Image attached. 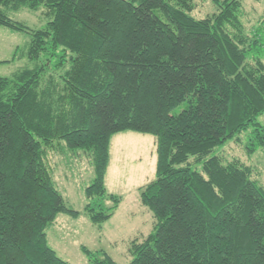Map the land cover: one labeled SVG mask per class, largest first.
I'll use <instances>...</instances> for the list:
<instances>
[{"label": "trees", "instance_id": "trees-1", "mask_svg": "<svg viewBox=\"0 0 264 264\" xmlns=\"http://www.w3.org/2000/svg\"><path fill=\"white\" fill-rule=\"evenodd\" d=\"M214 2L196 19L192 0H0V25L29 34L14 56L32 62L0 76V264H70L46 241L58 213L78 215L47 152L89 156L84 211L100 224L118 202L104 185L110 138L126 130L156 138L140 191L155 221L127 264H264V189L249 166L209 155L245 131L247 152L264 147V63L248 56L264 19L249 36L240 0ZM41 6V28L8 16ZM89 264L118 263L102 253Z\"/></svg>", "mask_w": 264, "mask_h": 264}, {"label": "rangeland", "instance_id": "rangeland-1", "mask_svg": "<svg viewBox=\"0 0 264 264\" xmlns=\"http://www.w3.org/2000/svg\"><path fill=\"white\" fill-rule=\"evenodd\" d=\"M192 3L190 15L196 19L218 10L214 0H192ZM240 3V22L244 33L250 36L251 30L264 19V0H240ZM8 16L30 29L41 28L47 21L42 6L36 10L22 7L8 12ZM28 39L27 32L0 25V76H11L17 69L32 65L26 57L19 56V51L14 56L15 49H23ZM248 56H258L264 63V43L257 50H251ZM45 59V55L39 58L40 62ZM181 108L178 106L175 111ZM257 121L264 125V113L257 117ZM249 142L248 131H245L214 148L209 155H217L224 162L237 160L249 166L251 178L264 189V147L249 153L246 150ZM47 155L56 188L66 204L78 211L77 217L64 213L55 216L45 229L47 244L70 264H89L90 258L99 259L102 253L118 264H127L131 258L128 250L131 242L144 239L155 221L140 200L141 188L154 178L155 136L131 130L111 136L104 185L106 193L115 195L118 202L111 216L100 224L92 223L84 211L88 200L83 190L93 177L89 156L82 151L69 152L62 143L48 150ZM103 203L104 206L112 205V201L107 198ZM82 247L89 251V255Z\"/></svg>", "mask_w": 264, "mask_h": 264}]
</instances>
